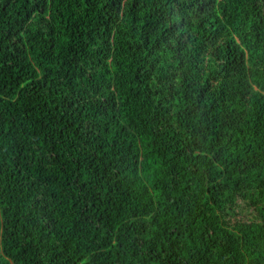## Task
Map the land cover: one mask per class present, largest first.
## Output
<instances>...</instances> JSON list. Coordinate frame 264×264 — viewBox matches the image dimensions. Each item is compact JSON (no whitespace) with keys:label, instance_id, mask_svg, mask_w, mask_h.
<instances>
[{"label":"trees","instance_id":"obj_1","mask_svg":"<svg viewBox=\"0 0 264 264\" xmlns=\"http://www.w3.org/2000/svg\"><path fill=\"white\" fill-rule=\"evenodd\" d=\"M0 264H264V0H0Z\"/></svg>","mask_w":264,"mask_h":264},{"label":"clouds","instance_id":"obj_2","mask_svg":"<svg viewBox=\"0 0 264 264\" xmlns=\"http://www.w3.org/2000/svg\"><path fill=\"white\" fill-rule=\"evenodd\" d=\"M243 16H248L249 18H250V20H252L253 18H254V14H253V16H250V15H248L247 13L245 14V15H242V17Z\"/></svg>","mask_w":264,"mask_h":264},{"label":"bare ground","instance_id":"obj_3","mask_svg":"<svg viewBox=\"0 0 264 264\" xmlns=\"http://www.w3.org/2000/svg\"><path fill=\"white\" fill-rule=\"evenodd\" d=\"M223 10V9H222ZM217 85V84H216ZM205 110V109H204ZM201 112V111H200Z\"/></svg>","mask_w":264,"mask_h":264}]
</instances>
